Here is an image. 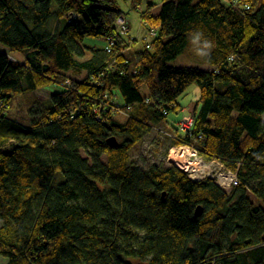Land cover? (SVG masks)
Masks as SVG:
<instances>
[{"label": "trees", "instance_id": "trees-1", "mask_svg": "<svg viewBox=\"0 0 264 264\" xmlns=\"http://www.w3.org/2000/svg\"><path fill=\"white\" fill-rule=\"evenodd\" d=\"M123 15L116 0H0V256L5 264H264V0L148 4L140 18L151 39L132 54L133 41L116 30ZM203 39L214 46L202 57ZM181 55L208 70L168 65ZM192 84L200 100L191 131L180 134L168 116ZM40 89L50 92L43 101L33 97ZM18 96L29 103L26 126L8 117ZM160 126L198 139L199 156L238 185L225 191L171 166L130 163L129 151ZM111 137L124 140L109 147Z\"/></svg>", "mask_w": 264, "mask_h": 264}, {"label": "rangeland", "instance_id": "rangeland-1", "mask_svg": "<svg viewBox=\"0 0 264 264\" xmlns=\"http://www.w3.org/2000/svg\"><path fill=\"white\" fill-rule=\"evenodd\" d=\"M131 1L132 0H116L118 8L123 12V17L127 21L129 25V34L127 35L128 39L133 41V45L130 46L128 54H132L136 51L143 49L145 44L149 42L151 39L148 35L147 29L143 26L140 18V14L144 12L147 8L148 4H154L156 6L160 5L162 0H144L140 6L139 11H134L131 9ZM238 1V0H234ZM91 44V41L88 42ZM97 47H104L105 42L97 41L95 42ZM9 53V52H8ZM10 57L15 60L21 61L22 58L18 54H11ZM171 67L183 68V67H194L201 68L202 70H208V68L204 66H200L187 58L185 55H181L177 57L175 60L168 63ZM143 96L146 95V91L142 90ZM50 95L49 91L46 90H37L33 97L38 99L39 101L45 100ZM26 96H18L12 100L10 110L8 112V117L13 122H16L21 125H28L29 116H28V102L25 101ZM25 99V100H24ZM200 100V88L197 84H192L190 87L186 89L184 94L178 99V103L180 105V109L171 113L168 116V120L170 122L180 121L184 116H187L195 110L197 104ZM117 118L120 121H124L125 114L118 113ZM178 123V122H177ZM160 130H150L148 131L142 138L140 142H138L130 151H129V162L134 166L138 167L141 170H146L152 165H161L164 167H169L167 163V156L169 150L174 147L171 146L172 142L169 138H165L162 132L170 133L163 126H160ZM174 134V133H172ZM123 138H117L118 143L123 142ZM203 160V159H202ZM205 161V160H204ZM219 168V165L216 164L214 168ZM230 188H226L225 191H229ZM249 198L256 205H261L260 201L257 198L249 194ZM5 259L0 256V264H5Z\"/></svg>", "mask_w": 264, "mask_h": 264}, {"label": "built area", "instance_id": "built-area-1", "mask_svg": "<svg viewBox=\"0 0 264 264\" xmlns=\"http://www.w3.org/2000/svg\"><path fill=\"white\" fill-rule=\"evenodd\" d=\"M70 19L75 20V16H72ZM116 30L117 33L122 36L128 35L129 25L124 18L117 19ZM150 34L155 35V31L153 28L150 29ZM110 45L113 44L110 43ZM4 53H6V51L0 45V54ZM7 56L9 57V60L11 62L17 61L14 58L10 57V55ZM112 109L116 113L124 114V112L118 105L114 106ZM3 115L4 110L3 108H0V117H2ZM193 123V115L189 114L187 116H184L176 124L177 133L188 134L192 129ZM162 134L173 141L179 142L178 145L172 147L169 150L166 160L168 165L184 172L191 181L197 182L206 178H211L214 180L217 187L221 189L231 188L238 185L237 176L233 172L225 170L223 166L215 160H202L198 153V139H194L190 142H185L177 134L167 132H162ZM216 164L219 165V168H214Z\"/></svg>", "mask_w": 264, "mask_h": 264}, {"label": "clouds", "instance_id": "clouds-1", "mask_svg": "<svg viewBox=\"0 0 264 264\" xmlns=\"http://www.w3.org/2000/svg\"><path fill=\"white\" fill-rule=\"evenodd\" d=\"M202 33L201 32H196L193 36V40L192 43L193 44H198L201 42L202 40ZM213 43L207 39H203L202 44L200 46V50L198 51V55L200 56H207L208 55V51L206 50H210L213 47ZM259 158V157H257Z\"/></svg>", "mask_w": 264, "mask_h": 264}, {"label": "water", "instance_id": "water-1", "mask_svg": "<svg viewBox=\"0 0 264 264\" xmlns=\"http://www.w3.org/2000/svg\"><path fill=\"white\" fill-rule=\"evenodd\" d=\"M107 144H108L109 147H118V145H119L115 137L109 138L107 140ZM164 196H165V193L162 194V197H164ZM201 212H202L201 211V207H198L196 209V211H195V213H196L197 216H200L201 215Z\"/></svg>", "mask_w": 264, "mask_h": 264}]
</instances>
